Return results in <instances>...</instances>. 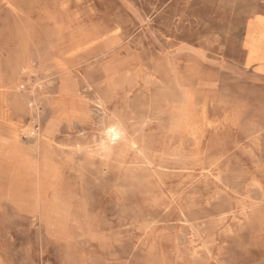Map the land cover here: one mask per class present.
I'll use <instances>...</instances> for the list:
<instances>
[{
  "label": "rangeland",
  "instance_id": "obj_1",
  "mask_svg": "<svg viewBox=\"0 0 264 264\" xmlns=\"http://www.w3.org/2000/svg\"><path fill=\"white\" fill-rule=\"evenodd\" d=\"M263 59L264 0H0V264H264Z\"/></svg>",
  "mask_w": 264,
  "mask_h": 264
},
{
  "label": "bare ground",
  "instance_id": "obj_2",
  "mask_svg": "<svg viewBox=\"0 0 264 264\" xmlns=\"http://www.w3.org/2000/svg\"><path fill=\"white\" fill-rule=\"evenodd\" d=\"M63 8V7H62ZM61 8V9H62ZM13 9V8H12ZM135 17V16H134ZM116 30V29H115ZM114 32V31H113ZM111 35V34H110ZM112 36V35H111ZM262 37V36H261ZM253 39V38H252ZM257 40V39H256ZM251 41V40H250ZM255 41V40H254ZM97 42V41H96ZM95 42V43H96ZM254 43V42H253ZM87 45V44H86ZM91 46V45H90ZM82 47V46H81ZM74 51V50H73ZM71 53H72V51H71ZM69 57H70V55H68ZM65 59H67V58H65ZM264 60V59H263ZM33 64V63H32ZM130 79V78H129ZM129 81V80H128ZM93 95V94H92ZM99 105V104H98ZM96 106V105H95ZM94 106V107H95ZM94 109V108H93ZM97 110V109H96ZM106 111V110H105ZM146 111V110H145ZM96 113H97V111H96ZM111 114V113H110ZM102 115V114H101ZM112 115V114H111ZM99 118V117H98ZM97 118V119H98ZM148 118V117H147ZM96 119V120H97ZM102 119V118H101ZM100 121V120H99ZM102 123V122H101ZM111 123H112V119H111ZM97 125V124H96ZM106 126H107V124H106ZM113 127V126H112ZM104 129V128H103ZM107 129V128H106ZM106 132H108L107 133V137H108V139L109 140H114V139H116L118 136H119V132L117 131V129H114V128H111V129H109V131H106ZM125 134H126V132H125ZM136 134V133H135ZM121 135V134H120ZM128 137V136H127ZM102 138V137H101ZM104 139V138H103ZM107 139V140H108ZM131 141V140H130ZM106 143V142H105ZM110 145H111V142H110ZM108 146V145H107ZM103 147V146H102ZM105 151V150H104ZM138 151V150H137ZM106 154V153H105ZM145 160V159H144ZM129 164V163H128ZM134 164V163H133ZM147 164V163H146ZM157 168H159V167H157ZM158 179V178H157ZM17 184V183H16ZM179 210V209H178ZM176 256V255H175Z\"/></svg>",
  "mask_w": 264,
  "mask_h": 264
}]
</instances>
